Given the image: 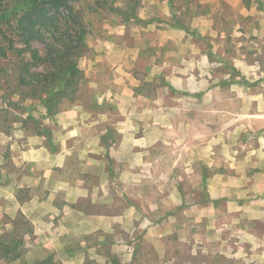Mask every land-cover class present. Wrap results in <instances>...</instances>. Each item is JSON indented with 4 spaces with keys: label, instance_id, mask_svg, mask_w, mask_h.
<instances>
[{
    "label": "rangeland",
    "instance_id": "obj_1",
    "mask_svg": "<svg viewBox=\"0 0 264 264\" xmlns=\"http://www.w3.org/2000/svg\"><path fill=\"white\" fill-rule=\"evenodd\" d=\"M74 5L85 77L52 116L0 38V264H264V0Z\"/></svg>",
    "mask_w": 264,
    "mask_h": 264
},
{
    "label": "trees",
    "instance_id": "obj_2",
    "mask_svg": "<svg viewBox=\"0 0 264 264\" xmlns=\"http://www.w3.org/2000/svg\"><path fill=\"white\" fill-rule=\"evenodd\" d=\"M168 1L170 4L174 2ZM75 2L76 0H0V38L1 42L8 40L7 29L13 35L10 41L19 60V69L15 72L18 85L39 100L49 116L60 110L65 100H72L85 77L80 61L88 50L89 32ZM135 17L133 6L129 10V18ZM14 41L22 47H14ZM36 43L43 48L35 47ZM0 57H8V48L0 47ZM109 138L113 140L108 142ZM115 138L116 131L109 130L103 137L106 148L115 142ZM19 247L18 240H0V260L20 259L22 254L16 251ZM8 254L13 255L8 257ZM33 264L55 262L49 257Z\"/></svg>",
    "mask_w": 264,
    "mask_h": 264
},
{
    "label": "crops",
    "instance_id": "obj_3",
    "mask_svg": "<svg viewBox=\"0 0 264 264\" xmlns=\"http://www.w3.org/2000/svg\"><path fill=\"white\" fill-rule=\"evenodd\" d=\"M262 176H263V178H264V173H263V175H262Z\"/></svg>",
    "mask_w": 264,
    "mask_h": 264
}]
</instances>
